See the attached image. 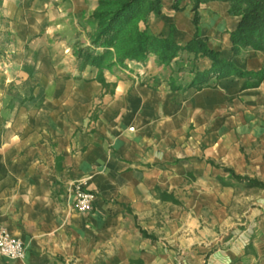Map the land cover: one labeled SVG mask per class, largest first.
Wrapping results in <instances>:
<instances>
[{"label": "crops", "instance_id": "obj_1", "mask_svg": "<svg viewBox=\"0 0 264 264\" xmlns=\"http://www.w3.org/2000/svg\"><path fill=\"white\" fill-rule=\"evenodd\" d=\"M160 1L149 33L189 41L191 1ZM97 2L2 0L0 228L25 254L0 264H264V187L249 186L264 185V75L199 86L211 61L186 52L169 66H81L75 42L90 45ZM228 8L200 4L199 36L258 72L263 52L231 49ZM74 182L94 195L88 213L73 208Z\"/></svg>", "mask_w": 264, "mask_h": 264}, {"label": "trees", "instance_id": "obj_2", "mask_svg": "<svg viewBox=\"0 0 264 264\" xmlns=\"http://www.w3.org/2000/svg\"><path fill=\"white\" fill-rule=\"evenodd\" d=\"M182 1L184 0H174L173 10H182ZM190 1L195 32L189 41L179 44L171 33L167 36H156L149 33L147 28L141 29L137 25L139 19L147 22L150 14L160 15V0H98L92 14L95 27L88 33L90 45L76 52L77 58L81 60V66L90 64L98 68H108L112 53L115 55L114 62L119 65H124L127 60L144 62L149 55H154L156 62L163 65L180 53L186 52L193 53L195 57L205 56L211 61L209 69L198 71L194 75L192 83L196 82L199 86L206 83L209 78H219L231 73H237L239 77L252 76L260 80L264 75V68L258 72L241 71L231 60L221 58L200 38L199 6L213 0ZM219 1L228 3L229 14L239 16L237 27L230 32L233 52L250 48L264 53V0Z\"/></svg>", "mask_w": 264, "mask_h": 264}, {"label": "built area", "instance_id": "obj_3", "mask_svg": "<svg viewBox=\"0 0 264 264\" xmlns=\"http://www.w3.org/2000/svg\"><path fill=\"white\" fill-rule=\"evenodd\" d=\"M73 196V208L79 213H88L93 208L94 195L87 191L81 182H74L70 187ZM23 243L12 237L7 228H0V255L21 259L24 257Z\"/></svg>", "mask_w": 264, "mask_h": 264}, {"label": "rangeland", "instance_id": "obj_4", "mask_svg": "<svg viewBox=\"0 0 264 264\" xmlns=\"http://www.w3.org/2000/svg\"><path fill=\"white\" fill-rule=\"evenodd\" d=\"M98 3V2H97ZM1 4H2V0H0V8H1ZM95 9H96V7H95ZM94 9V10H95ZM94 10H93V12H94ZM93 12L91 13V18H92V20H93V29H94V27H95V21H94V19H93V17H92V14H93ZM161 14V13H160ZM153 14H150L149 16H148V21L147 22H145L144 21V19H139V20H137L138 22H137V25H138V27L139 28H141V29H145V28H147V26H148V24H149V21H150V17L152 16ZM155 16V15H154ZM157 17V16H156ZM141 24H143L145 27L143 28V27H140V25ZM6 27H7V23H6V18L2 15V13H1V9H0V59H4L5 61H6V63H7V60H9V58L7 57V55L6 54H3L2 53V50H7L9 47H8V45H7V43H9V32L6 30ZM92 29V30H93ZM171 29H172V31L174 30V26L173 25H170V32H171ZM92 30H90V31H88V32H86V37L88 38V33L89 32H91ZM149 32V31H148ZM76 43V47H77V49L75 50V55L77 54L76 52H77V50L78 49H81L82 48V45H83V42L81 41V40H79L78 39V41L77 42H75ZM67 51V50H66ZM114 59H115V55H114V53H112L111 55H110V59H109V66H108V68H110L112 65H116V64H118V63H115L114 62ZM147 60V59H146ZM145 60V61H146ZM128 61V60H127ZM172 61V60H171ZM171 61L170 62H168V63H166V64H163V66H169V64L171 63ZM155 63L157 64V65H160L159 63H157L156 62V60H155ZM125 64V63H124ZM119 65V64H118ZM122 66H125V65H122ZM247 185H249V183H246ZM253 184V185H252ZM249 186H252V187H258V188H263L264 187V185H259V184H257V183H250V185ZM243 202V201H242ZM241 202V206L243 205V206H246L248 203L247 202H243L242 203ZM242 219V218H241ZM244 219V218H243ZM231 236V234H227V235H225L224 236V238L223 239H226V238H229V237Z\"/></svg>", "mask_w": 264, "mask_h": 264}]
</instances>
